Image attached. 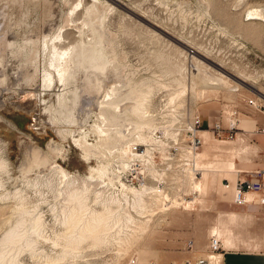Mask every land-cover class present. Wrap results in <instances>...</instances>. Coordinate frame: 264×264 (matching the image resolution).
Segmentation results:
<instances>
[{"label": "rangeland", "instance_id": "obj_1", "mask_svg": "<svg viewBox=\"0 0 264 264\" xmlns=\"http://www.w3.org/2000/svg\"><path fill=\"white\" fill-rule=\"evenodd\" d=\"M65 1H69L67 5ZM93 1L86 0V5H83L85 7L91 6ZM102 1L110 4L111 7L107 12L105 30L117 35L119 42L117 53L126 56L127 71L134 76L135 85L141 84L147 79L148 84L161 82L166 86H156L150 94V112L147 115L152 116L154 127L152 131L146 130V133L153 134L155 141L153 143L142 142V146L138 147V149H148L151 155H147L146 160H135L134 157L130 158L128 155L124 157L123 149H115L112 152L104 151L103 160L113 162V165L109 167L110 171H113L115 165L122 163L123 160H129L130 163L127 172H117L122 176L121 181L126 184V189L120 185L119 181H116L115 187L109 186L105 189L106 196L114 194L121 199L120 202L110 203L117 223L111 225V229L107 232L106 239L102 244L94 246L92 241H88L83 244L82 249L75 257L69 256L56 264H132L133 261L136 264H186V261L196 264L199 259L208 258L210 263L213 255L209 252V243L213 236H219L215 230L219 229L222 235L229 234L232 242L236 245L238 242L235 238L236 236L241 238V228L245 227L238 219L239 215H232L238 211L239 207L233 204L234 192L227 189L222 183V179L229 176L214 172L208 179V174L197 172L194 180L197 190L182 186L179 177L183 175V171L193 168V160L187 154L193 147L194 138L190 131L191 124L194 123L196 117H200L203 121V127L197 129L198 138L201 139V131H208L212 142L218 145L227 144L231 147H237L233 152L228 149H216L205 158V163L213 162L215 165L224 166L222 163L226 161L227 165L232 162H237L239 165L248 154L250 140H255L258 132H260H252L250 128H246L244 123H254L258 117L256 116L257 112L252 110L253 113H250V109L246 106L247 101L257 99L256 96L264 95V35L259 26L255 27V33H249L244 24L241 25V23H244L246 5L264 6V0H247L244 3L245 6L244 4L242 6L244 9L240 7V10L243 9L242 12L231 11L236 10L235 6L232 9L233 0L229 3L218 0L217 8L212 9L211 14H207L205 6L198 2L199 0H178V2L171 0V3L166 0H117L125 9L136 12L134 15L108 0ZM57 2L58 7L51 19L52 27L48 30V39L55 38L61 27L67 24V27L72 29L73 37L79 39V29L74 27L81 25L84 21V16L81 14L84 6L80 5L76 8L74 21L68 23L66 22L67 15L71 13V8L76 7L79 0H57ZM181 2L183 6L178 5ZM23 11L24 9L14 7L10 9L9 13L14 20H22ZM30 13L28 28L19 26L16 30L18 42L22 41L24 35L27 36L28 31H40L43 28L44 8L36 6V8L31 9ZM83 30L81 37L86 41L88 38L91 40L92 32L89 27ZM144 30L151 31L161 38L162 42L146 39L142 36ZM18 48L16 50L20 49ZM45 49L46 47L41 44L39 61L35 65V82L29 83L28 79L24 78L18 85L0 87L2 92H0V102L4 105H0V158L5 157L10 166L9 176L3 175L1 178L8 182L7 191L14 193L16 190H23L27 197V207L29 209L36 208L43 215L44 221L43 236L37 239L36 256H32L28 252L24 253L21 256L20 264H50L49 258H58L65 254L64 247L67 236L63 235L65 231L53 215L55 196L59 191L58 177L48 175L47 169L46 171H44L45 169L42 170L41 173L45 176L41 177L40 171L34 166L35 186L32 180L25 179L16 167L21 154L19 133L21 132L31 143L35 144L37 149L45 154V157H49V144L52 141L64 146V155L58 156L54 160L69 172H78L83 177L89 176L92 167H97L99 163H105L96 160L94 157L87 161L81 149L72 140L73 137L79 138L80 136L77 135L82 136L84 132L90 144L95 145L97 143L98 136L92 131V129L94 130L92 125L98 124L100 120L95 112L90 113L85 130L77 129V126L70 127L69 130L72 128L76 132L72 133V137L63 141L49 124L43 122L45 118H51L52 114L46 117V114L43 113L45 117L43 120V117H36L37 112L30 115L23 109L17 108L18 105L33 99H35L34 103L37 107L41 106V113L44 100L49 108L52 106L57 108L58 92L43 93L45 95L41 97L42 100L38 96L39 90L46 89L42 81L45 70L51 69ZM173 49H179L183 54H175ZM199 50L210 55L208 57L212 64L208 63L209 66L216 67L215 65L223 64L226 72L232 75H236V71L242 69L248 75L255 76L254 81L248 83L254 82V85L262 93H259L257 89L247 88L245 86L247 83L243 81L244 87L233 83L232 81L237 82V80L228 75V84L219 85L215 82L213 88H203L201 81L194 79L196 91L193 93L191 91L192 77L194 78L197 72L193 71L191 65L192 58ZM27 52L28 50L25 51V53ZM156 52H162L167 58L170 57L174 63L186 62L184 75L188 90L184 94L185 96L183 95L178 100H181L182 106L177 109L169 107L168 100L178 87L175 80L180 79L181 76L165 74L162 67L163 61L154 56ZM232 86L239 88V92H232ZM23 92L32 94L25 96ZM73 98L69 94L66 99L67 103L69 104L70 99ZM233 107L239 109V114L236 117H232ZM54 114H57L60 119H67L72 116L70 110L62 108H57ZM223 115L226 123L230 124L231 121L236 123L233 139L218 138L213 135V126L217 118ZM35 119L37 120L35 121ZM39 119L42 120L40 122L44 128L48 129L47 134L40 132V128L37 130V126L34 127ZM220 123L222 122L220 121ZM202 151L203 148L200 146L198 150L193 152L199 155ZM198 155L194 163L195 171L198 169ZM26 157H29L28 154ZM238 165L232 169L233 174L235 171L244 173V170ZM134 168L146 177V185L152 186V188L165 187L169 201L162 204L155 197H152L148 200L145 208H135L132 202H128L126 199L125 201L123 197L129 196L128 192L131 193L130 190H127L129 189L128 186L136 184L132 172ZM206 178L208 182L201 187ZM161 179L164 185L159 184ZM4 193L6 192L0 189V194ZM252 197L254 198V196ZM258 200L259 198L256 201ZM193 201L194 203H192ZM171 202H178V207L172 206L169 212L163 211L164 208L171 205ZM90 204L93 209L99 212L104 210L103 203L96 205L95 195H91ZM16 205L15 199H10L7 206L0 203V241L9 228L6 222L16 218ZM250 231L246 229V235ZM57 236L60 237V246L56 248L52 242ZM254 238L257 239V237ZM220 239L224 247V238ZM192 244L193 250L189 248V245Z\"/></svg>", "mask_w": 264, "mask_h": 264}, {"label": "bare ground", "instance_id": "obj_2", "mask_svg": "<svg viewBox=\"0 0 264 264\" xmlns=\"http://www.w3.org/2000/svg\"><path fill=\"white\" fill-rule=\"evenodd\" d=\"M108 1L116 6L122 7L117 0ZM166 1L170 2L171 0ZM175 1L178 2V0ZM219 1L229 3L232 0ZM68 2L65 1V4L67 5ZM85 2L86 0H79L76 7L71 8V13L67 15L66 22L74 21L76 8L83 4L86 5ZM198 2L205 6L207 14H211V10L217 8L216 6L218 4V0H199ZM233 2L232 9L235 6L236 10L231 11L242 12L244 9L242 6L247 0H233ZM109 5L102 0H94L91 6H84L81 13L84 16V21L82 20L83 23H80L81 25L74 27L79 29V39L73 37L72 29L68 28V24L66 23L67 25L61 27L58 35L52 40H49L48 30L52 27L51 19L57 11V0H0V87L18 85L24 78H27L29 83L35 82V65L39 61L41 44H43L46 47V56H48L49 67L51 69L45 70V73L43 72L45 75L43 74L44 79L42 81L46 89L39 90L38 96L42 100L41 97L45 95L43 93L58 92L57 108L70 110L72 116L67 119H60L57 114H54V111L57 109L56 106L49 108V106H46L47 102L45 100L43 101L42 113L40 112L41 106L37 107L34 103L35 99L16 107L20 108V110L23 109L30 115L33 112H37L36 117H43V120L45 118L44 114H46V117L52 114L53 116L51 118H45L43 122L47 123V125L49 124L57 136L63 141L68 139V137H72V133L76 132L72 128L69 130L70 127L77 126V129L85 130L84 128L87 126L86 122L90 118V113L95 112L100 120L98 124L95 123L92 125L94 128L92 131L98 136L97 143L95 145L90 144L84 132L82 136L80 134L77 135L80 136L79 138H72L73 142L83 152L84 158L87 161L94 157L96 160L103 162V157H105L104 151L112 152L115 149H123L125 152L124 157L128 155L130 158L140 156L137 154L141 153H137L135 150H138V152L143 151V154L146 156L151 155L148 149L143 150L138 149V147L142 146V142L153 143L155 141L153 134L146 133V130L152 131L154 127V121L151 119L152 116L147 115L150 112V94L156 86H166L161 82L148 84L147 79L141 84L135 85L136 83L133 80L135 79L134 76L127 71L126 56L117 53V48H119L117 35L106 31L104 27L108 9L111 8ZM178 5L183 6V3L181 2ZM36 6H41L45 10L43 28L40 31H28L29 33H26L27 36L24 35L22 41L18 42V33L16 30L19 26L28 28V18L31 14V9L36 8ZM14 7H18L21 10L24 9L22 20H14L10 15V9ZM240 7L243 9L240 10ZM125 10L132 15L136 13L131 9ZM243 21L244 23H241V25L244 24L245 29L249 33H255V27L259 26L264 35V6L246 5ZM86 27H89V30L92 32V39L89 40L88 38V41L81 37L84 32L83 29ZM142 36L152 41L162 42L161 38L149 30H144ZM182 45L184 46V44ZM17 48L19 50H16ZM27 50L28 52L25 53ZM172 51L175 54H183L179 49H173ZM200 51L196 52L195 57L192 58L191 67L193 71L197 72V75H193L194 78L192 77L191 91L193 93L196 91V84L193 82L194 79L200 80L203 88H211L215 85L213 84L215 82L219 85L228 84V76H232L237 80V82L232 81L233 83L244 87V83L242 85L243 81L247 83L245 84L247 88L257 89L259 93H262L254 85V82L248 83L254 81L255 76L248 75L242 69H238L236 75H232L226 72L223 64L215 65L216 67L209 66L208 63L212 64L209 58L210 55ZM164 55L162 52H156L154 54L157 59L163 61L162 67L164 73L168 75L178 74L181 76L180 79L175 80L178 87L170 95L168 100L169 107L177 109L182 106L181 100H178L188 90L186 76L184 75L186 73V62H175V64L170 57L167 58ZM235 90L236 88L232 86L231 91L235 92ZM23 94L26 96L32 93L23 92ZM69 94L74 98L70 99V103L68 104L66 99ZM0 105H3L2 102H0ZM40 121L42 122L39 119V122L37 121V125L35 124L34 127L37 126V130L40 128V132L42 131L47 134L48 129L46 130ZM191 126H193V123ZM19 134L20 138L18 139H20L21 154L16 163V167L21 171L22 176L25 179L32 180L36 186V175L33 173L35 166L40 171L41 177L45 176L41 173L42 170L45 169L44 171H46L47 169L49 171L48 175H56L60 182L59 191L55 196L53 215H55L56 221L63 227L65 231L63 235L67 236L64 247L65 254L58 258H49L48 262L50 264H56L64 261L69 256L75 257L82 249L83 244L88 241H92L94 246L102 244L106 239L107 232L111 229V225L117 223L114 219V211L110 203L121 201L114 194L106 196L105 189L109 186L115 187L116 181H119L121 183L120 185L126 189V184L121 181L122 176L117 172H127L130 165L129 160H123L122 163L115 165L114 170L116 171L109 170L113 162L104 161L105 163H99L97 167H92L88 177H83L78 172H69L54 160L56 157L64 155V146L52 141L49 144V157H45V154L37 149L35 144L31 143L25 135H22L21 132ZM27 154L29 157H26ZM197 155L191 150L188 152L187 156L193 160V168L183 171V175L179 177L182 186L184 185L187 188L191 187L194 190H197L196 182L194 181L195 175L197 172L200 173L198 170L195 171L194 167ZM146 156L142 159H145ZM9 173L10 166L7 159L5 157L0 158V189L6 192L0 194V203L7 206L10 199H15L17 204L15 207L16 218L14 220L9 219L6 222L9 228L3 234L0 241V264H20L21 256L24 253L28 252L32 256H36L37 239L43 236L44 221L43 215L36 208L29 209L27 207V197L23 190H16L14 193L6 190L8 182L1 177L3 175L8 177ZM161 183H164L162 179L159 184L162 185ZM127 190H130L131 193L127 191L129 196L126 195L123 199L132 202L135 208H145L148 200L152 199V197H155L162 204L165 201H169L166 188L162 186L152 188V186L144 184L138 190L132 188ZM193 193L195 192L193 191ZM91 195H95L96 205L103 203V211L99 212L93 209L90 204ZM251 198L252 196L249 195L248 201L250 203ZM99 200L101 202H98ZM175 203L171 202V205L164 208L163 211L169 212L172 206L178 207L179 203ZM164 205L166 206V204ZM59 236L54 238L52 242L56 248L60 246ZM221 261L222 256H216L211 258L209 264H220Z\"/></svg>", "mask_w": 264, "mask_h": 264}, {"label": "crops", "instance_id": "obj_3", "mask_svg": "<svg viewBox=\"0 0 264 264\" xmlns=\"http://www.w3.org/2000/svg\"><path fill=\"white\" fill-rule=\"evenodd\" d=\"M250 113H253L251 109ZM256 116L258 117L254 123L243 122L244 125L246 124V128H250L252 132L264 130V115L261 113L257 115L256 113ZM217 120L216 123H220V121L222 122L220 123L222 128H229L230 124L226 123L227 121L224 115L220 118H217ZM261 131L258 132L255 140H250L248 154H246L243 160H241L239 165L237 162H232L227 165V162L223 161L222 164L224 166L215 165L213 162L205 163L204 161L209 153L216 149H228L233 152L237 149V147H231L227 144L218 145L212 142L210 138V132L201 131V147L203 148V151L198 155L197 170L200 173L204 172L208 174V179L210 178L209 176H211V173L214 172L219 173L220 175H228V178L222 179V183L225 186L227 182L228 185L226 188L230 191H233L235 196L236 186L239 182V179L243 177V174H239L242 171H235L233 174L232 169L234 167H237V165L238 167L240 166V168L244 170V173H249L256 170H264V132ZM213 135L216 136L214 131ZM206 182H208L207 178L204 180V182H202L201 187H203ZM252 196H254V198L252 197L251 203L249 205L245 207H239L238 211L232 213L233 216L239 215L238 219L241 220L242 225H245V227L241 228V238H238L237 236L235 238L238 242L236 245L234 242H232L229 234L226 233L225 235H222L219 229L215 230V232H217L219 235L217 237L224 238V247L222 244L224 253L220 264H264V206L259 205L258 201H256L260 196L253 194ZM246 229L251 230L248 235H246ZM254 237H257V239Z\"/></svg>", "mask_w": 264, "mask_h": 264}, {"label": "built area", "instance_id": "obj_4", "mask_svg": "<svg viewBox=\"0 0 264 264\" xmlns=\"http://www.w3.org/2000/svg\"><path fill=\"white\" fill-rule=\"evenodd\" d=\"M239 88H236L234 93H238ZM257 99H250L247 101V107L257 113H261L264 115V95H261L260 97H256ZM239 109L237 107H233L232 117H236L239 114ZM236 123L231 122L228 129L222 128V125L220 123H216L214 125L213 131L214 134L218 138H228L233 139V131L235 130ZM202 127V120L200 117H196L191 129L192 137L194 138L192 144L193 148H191L192 151H196L200 148L201 139L197 136V129ZM261 131V130H260ZM261 132H264L262 130ZM135 152H138V150H135ZM137 154L140 156H133L135 160H140L144 158L146 155L143 154V151H140ZM133 177L136 179V184L133 186H128L132 189H140L143 187L144 184H146L147 179L146 177L139 173L136 168L132 170ZM131 172V173H132ZM130 173V174H131ZM243 174V177L239 179V182L236 186L235 196H234V204L238 207H245L250 204L248 201L249 195H258L259 200L258 203L261 206H264V170H256L249 173H240ZM228 183L226 182L225 187H227ZM189 248L193 250V245H189ZM209 252L213 255V257L216 256H222L224 250L222 248V241L217 236H213L209 243ZM132 264H136V262L133 261ZM186 264H191V261H186ZM196 264H209V261L207 259H199Z\"/></svg>", "mask_w": 264, "mask_h": 264}]
</instances>
